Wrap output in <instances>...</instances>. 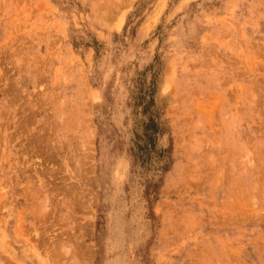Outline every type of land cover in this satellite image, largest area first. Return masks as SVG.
Returning a JSON list of instances; mask_svg holds the SVG:
<instances>
[{"label": "rangeland", "instance_id": "rangeland-1", "mask_svg": "<svg viewBox=\"0 0 264 264\" xmlns=\"http://www.w3.org/2000/svg\"><path fill=\"white\" fill-rule=\"evenodd\" d=\"M0 264H264V0H0Z\"/></svg>", "mask_w": 264, "mask_h": 264}, {"label": "trees", "instance_id": "trees-1", "mask_svg": "<svg viewBox=\"0 0 264 264\" xmlns=\"http://www.w3.org/2000/svg\"><path fill=\"white\" fill-rule=\"evenodd\" d=\"M150 132V133H149ZM159 133L158 126L153 122L150 121L146 126H145V134L144 137L146 139V144L143 147H139L140 155L139 159L142 161V164L148 163V160L150 159V154L151 152L155 149V140H154V135ZM169 149L167 150H160L158 153V157L160 158L161 161H164L163 167H161V170L163 172H166L168 170V164H169ZM168 159L167 164H166V158ZM159 187L158 184H150L146 190V196H150V191H152L154 194L157 193Z\"/></svg>", "mask_w": 264, "mask_h": 264}]
</instances>
